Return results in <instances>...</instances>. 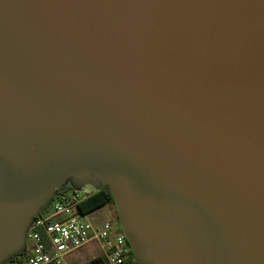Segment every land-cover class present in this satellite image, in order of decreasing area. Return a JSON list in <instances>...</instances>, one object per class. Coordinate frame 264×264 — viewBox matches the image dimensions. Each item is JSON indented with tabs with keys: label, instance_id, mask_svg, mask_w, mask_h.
I'll return each instance as SVG.
<instances>
[{
	"label": "water",
	"instance_id": "95a60500",
	"mask_svg": "<svg viewBox=\"0 0 264 264\" xmlns=\"http://www.w3.org/2000/svg\"><path fill=\"white\" fill-rule=\"evenodd\" d=\"M77 150L144 250L264 264V0H0V263Z\"/></svg>",
	"mask_w": 264,
	"mask_h": 264
},
{
	"label": "built area",
	"instance_id": "2783aa9c",
	"mask_svg": "<svg viewBox=\"0 0 264 264\" xmlns=\"http://www.w3.org/2000/svg\"><path fill=\"white\" fill-rule=\"evenodd\" d=\"M89 194L64 191L37 210L24 231L25 264H72V254L89 243L100 249L106 264H126L132 245L121 222L93 221L90 213L79 209V202Z\"/></svg>",
	"mask_w": 264,
	"mask_h": 264
},
{
	"label": "bare ground",
	"instance_id": "6f19581e",
	"mask_svg": "<svg viewBox=\"0 0 264 264\" xmlns=\"http://www.w3.org/2000/svg\"><path fill=\"white\" fill-rule=\"evenodd\" d=\"M89 159V163L93 164L95 168L102 175L103 179L110 184V187L114 193L115 200L117 203L118 213L121 218L125 229L130 236L133 244V248L137 253L140 254V257L146 259L150 264L159 263V264H187V261L190 258V244L180 239H173L170 241L168 247L163 248L159 252L146 251L140 246L136 235L134 234L130 213L126 204V184L124 180L120 177L118 173L110 172L105 163L96 155L87 154L83 151H75L68 159L66 164L61 167L51 185L47 188L46 192H50L53 189L57 188L60 181L63 179L64 175L68 172L79 171V166L82 162H85Z\"/></svg>",
	"mask_w": 264,
	"mask_h": 264
},
{
	"label": "rangeland",
	"instance_id": "374dc122",
	"mask_svg": "<svg viewBox=\"0 0 264 264\" xmlns=\"http://www.w3.org/2000/svg\"><path fill=\"white\" fill-rule=\"evenodd\" d=\"M97 157H99L98 154L94 153ZM102 160V159H101ZM89 159L85 162H82L79 166V171L69 172L65 178L67 180L63 182V187L65 188V191H70L71 189L76 190H84L89 193H93L97 189H99L103 184H108L107 181H105L102 177V175L99 173L97 168L94 167L93 164L95 163H89ZM105 165L107 169L110 172H114V170L105 162ZM54 195V194H53ZM117 218L120 219L117 204H106L104 206H101L97 208L96 210L92 211L89 214V219L97 222H104L106 220H112ZM87 249H79L75 251L72 254V264H89L91 259L97 255H99V248L94 243H89L85 245ZM138 260L142 264H150L146 261L145 258L140 257V254H136ZM25 258L24 256L21 257L20 261H12L9 258H6L3 262L0 264H25ZM152 264H159V263H152Z\"/></svg>",
	"mask_w": 264,
	"mask_h": 264
},
{
	"label": "trees",
	"instance_id": "16d2710c",
	"mask_svg": "<svg viewBox=\"0 0 264 264\" xmlns=\"http://www.w3.org/2000/svg\"><path fill=\"white\" fill-rule=\"evenodd\" d=\"M65 191V188L62 186L61 189L57 190L54 195H52L49 200L47 201V205L51 204L53 200H55L56 196L61 194ZM116 204L114 200L113 193L111 192L109 186L107 184H103L99 189L90 193L86 198L81 200L78 204L79 209L84 213H91L92 211L96 210L97 208L104 206L106 204ZM115 220V219H114ZM116 221L120 222L119 218L116 216ZM25 244L23 245L22 249L15 253L14 255L10 256L9 259L12 261H20L21 257L24 255ZM89 264H106L105 259L102 255H97L93 257ZM126 264H142L136 254L134 253L133 249H130L127 258Z\"/></svg>",
	"mask_w": 264,
	"mask_h": 264
},
{
	"label": "crops",
	"instance_id": "0c3cea01",
	"mask_svg": "<svg viewBox=\"0 0 264 264\" xmlns=\"http://www.w3.org/2000/svg\"><path fill=\"white\" fill-rule=\"evenodd\" d=\"M81 249H87L85 246L84 247H82ZM75 264V263H74Z\"/></svg>",
	"mask_w": 264,
	"mask_h": 264
}]
</instances>
